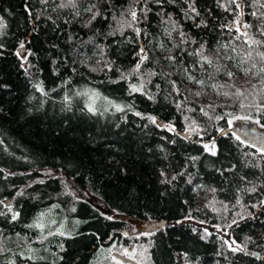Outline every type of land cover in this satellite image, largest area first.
Masks as SVG:
<instances>
[{
  "label": "trees",
  "instance_id": "trees-1",
  "mask_svg": "<svg viewBox=\"0 0 264 264\" xmlns=\"http://www.w3.org/2000/svg\"><path fill=\"white\" fill-rule=\"evenodd\" d=\"M66 2L0 0L5 25L0 28V86H7L0 87V264L40 257L44 264H264V155L256 151L264 149V133L250 127L260 135L258 147L237 140L228 124L245 115L264 124V60L257 55L264 47L249 49L243 37L237 40V33L221 27L232 21L235 5L196 0L195 23L205 25L197 28L184 13L191 0H148L134 5L142 20L135 25L142 29L136 38L126 27L123 36L107 35L108 23L118 27L112 15L130 20L120 13L132 0H110L108 23L100 20L90 29L81 26L85 5L58 7ZM237 2L241 20L252 25L249 36L264 40L259 35L264 23L251 15L259 16L264 8L254 0ZM145 7L151 8L147 19L140 11ZM89 37L92 43L85 44ZM21 41L33 53L28 74L15 55ZM201 44L214 61L203 68L200 56L190 54ZM222 45L236 48L229 54L238 53V62L252 52L232 71V79L223 74L231 70ZM141 46L149 60L134 71ZM169 55L174 62L165 59ZM217 67L222 71L209 79ZM173 80L179 95L171 90ZM213 83L224 87L212 88ZM132 86L141 90L132 92ZM237 89L242 95H231ZM169 124L175 131L157 126ZM190 127L197 131H187ZM203 141L215 144V156L205 152ZM41 167L59 170L114 215L71 194L60 176L39 179ZM40 212L44 221L45 215L50 219L42 229L33 225ZM159 219H164L159 227L138 225ZM58 223H64L60 230ZM131 224L135 233L127 230ZM225 229L240 251L232 252L225 243L219 233ZM128 246L133 259L121 254Z\"/></svg>",
  "mask_w": 264,
  "mask_h": 264
},
{
  "label": "snow or ice",
  "instance_id": "snow-or-ice-1",
  "mask_svg": "<svg viewBox=\"0 0 264 264\" xmlns=\"http://www.w3.org/2000/svg\"><path fill=\"white\" fill-rule=\"evenodd\" d=\"M46 2V0H45ZM78 2H82L85 7L82 9V11L84 13H87V19L85 21H83L82 23V27L83 28H91V26L93 25L94 22H99L100 20H103L105 23H108L109 21V17L108 15H105V13L109 12L111 4H110V0H67L66 3H62L60 4L58 7H76ZM148 0H132V4L127 8V9H122L120 16L121 17H125V16H130V20L127 19H118L115 15L111 16V20L118 25V27L113 28L112 23H108V26L110 29H112L111 31H109L107 33L108 36H114L116 35L117 32L120 33V35H124V28H128L131 29L134 33H135V37L139 38L142 34V29L135 27V25L139 24L142 22L141 20V16H138L137 10L134 7V5L136 4H147ZM154 3L156 4H160L162 2V0H153ZM170 3H175L176 0H169ZM230 4L235 5V11L233 12V19L232 21L227 24V25H221L222 28H226L229 32H235L237 33L235 39L240 40L242 37L244 38L242 40V43L244 45H247L249 49H251L253 46H261L264 47V40H257L254 39L253 37L249 36L248 32L246 31L247 29L251 28L252 25L243 22L240 18L241 16V12H240V4L237 2V0H229ZM185 3H189V0H185ZM195 3L196 0H191V2L189 3V7L187 9L184 10L185 16L188 19H192L194 21L195 27L199 28L201 26H205L204 25V21H201L200 23H195V17L199 16V12L197 11L196 7H195ZM254 3L257 4L259 6V8H264V3H261L260 0H254ZM221 7H225L224 5H221ZM141 13L143 14V18L147 19V12L151 11V8L145 7L142 8ZM225 11H228V8L225 7ZM194 14V15H191ZM77 16L80 15V12L77 11L76 13ZM252 16L257 17V19L261 20L262 23H264V13H260L259 16H257V12H252L251 13ZM171 19V17L169 16V20ZM165 23H167L168 21H164ZM5 27V25L2 23V21H0V28ZM242 29H244V31H242ZM175 22L173 23V28L172 31H175ZM99 31V30H98ZM145 36L147 35V33L144 34ZM169 37H171V31L168 32ZM259 35L264 37V27H262L259 30ZM180 36H181V43H186L187 41L184 39L185 33L180 32ZM128 42H133V38L129 37L127 38ZM193 43H195V41H192ZM85 44L88 43H92V37H89V39L87 41H84ZM99 47V46H98ZM173 47H179V45H173ZM204 45L201 44L200 49L196 50L195 53H190V54H195V55H199L201 60L203 61V63L200 65L201 68L204 67L205 64L207 65H212L214 63L213 58L211 55L209 56H205L204 55ZM221 47L225 48L226 51L224 53V59H227L229 61H232L234 59V57L232 55L229 54V52H236V48L234 46L231 45H222ZM101 52H103V49L101 48ZM215 54L218 56L219 55V49L215 50ZM16 57L20 60V67L25 71L26 74H28V67H26V65H28L29 60L28 58L33 55V53L26 47V42L25 41H21L19 44V48L17 49V51L15 52ZM257 55L260 57L261 60H264V52H258ZM136 56L138 57V62L135 65V69L134 71H139L141 68V65H143L145 63V61L149 60V54L147 52V50L141 46L139 47V50L136 53ZM252 56V52L249 51L247 52L246 56L244 59L240 60L239 65H237L238 67L240 65H243L244 63L247 62L248 59H250ZM166 60H168L169 62H174L175 61V57L172 55H169L167 57H165ZM53 63H55V61H53ZM99 63V61H98ZM252 67H255V64L252 65ZM109 71L111 70L110 68L108 69ZM241 71H244V69L241 67L240 68ZM222 71L221 67H217L214 73L208 74L209 79H214L215 78V74L216 73H220ZM262 72H264V68L261 69ZM223 74H225L229 79H232L234 76V73L232 71H228L226 69H224ZM151 75L155 76V75H159V73L156 72H152ZM165 76L170 75V73H165ZM189 81H193L195 80L194 77L189 76L188 77ZM197 84L201 85V86H208L206 84L205 80H196L195 81ZM170 85H171V90L172 92H176L178 95L180 94V89L177 86L176 82L173 81H169ZM0 87H7L6 85L4 86H0ZM34 87H36L37 91H43V89L40 87V85H34ZM160 86L157 85V88H159ZM212 88H217V87H224V85H217L215 83L211 84ZM228 87H232V85H228ZM255 87V86H253ZM140 88H137L136 86H132L131 91L132 92H137L140 91ZM171 95V92H170ZM195 95L199 96L201 95V93L197 92ZM223 95L225 96H229L230 94L228 92H224ZM231 95L237 96L239 97L240 95H242L241 91L239 89H237L234 93H232ZM151 99V97H149ZM109 103H111L109 101ZM117 111H123V109L118 106V105H113ZM180 104L177 103L176 107L180 108ZM241 107H244V105L242 104ZM190 111H192L193 109H189ZM88 111L92 112L93 114H95V108L92 107L91 105L88 106ZM201 112H204L205 115H207V112L204 111L203 108L200 109ZM136 115H140V113H136ZM147 119H149V121L152 124H156V118L155 117H147ZM187 119V118H186ZM216 119H221V117H216ZM234 119L236 120H245V121H251L252 123H256V124H260V120H253L251 116L245 115V116H236L234 117ZM195 122H193L194 124ZM233 121L229 120L228 124L229 127L232 126ZM158 127H162V128H166V130L168 131H175L174 126L169 124V125H157ZM261 127H264V124H261ZM187 131L190 132H196L197 128L196 127H190L189 129H186ZM237 140H240L239 136H236ZM203 148L205 150V152H208L209 154H211L212 156L216 155V148H215V144L213 143L211 145V147L209 146V144H203ZM257 152H259L261 155H264V149L261 148H257L256 149ZM192 160H196L198 159V157H191ZM183 173H181L182 175ZM173 180L176 179V177L174 176L172 178ZM189 183H191V181H189ZM255 189H252V191H254ZM212 191L214 192L215 189H212ZM239 202V201H237ZM261 203H264V201H262ZM11 211V209H9ZM18 216L17 214H13L12 215V220H16ZM243 219V217H241ZM109 219H111V217H109ZM233 223L235 224L236 221L234 220ZM231 227V226H229ZM63 234V233H61ZM142 235H146L149 233H141ZM203 239V237H202ZM225 243L227 244L228 241H225ZM232 244H235V242L233 241ZM229 248L232 252H237L240 251V246L236 245L235 247H232V245H229ZM122 255H125L128 257V259H133L135 256V252L129 254L128 250L125 249L122 253Z\"/></svg>",
  "mask_w": 264,
  "mask_h": 264
},
{
  "label": "rangeland",
  "instance_id": "rangeland-1",
  "mask_svg": "<svg viewBox=\"0 0 264 264\" xmlns=\"http://www.w3.org/2000/svg\"><path fill=\"white\" fill-rule=\"evenodd\" d=\"M222 53H224L222 51ZM238 55V53H237ZM237 55L232 54V56L234 57V59L232 61L229 60H225L226 64L228 65L229 69L231 71H237L239 69V67L237 65H239L238 62V58ZM232 127L235 129H241V128H246L249 129L250 127H255L256 132L259 133H264V130L256 123H252L251 121H245V120H236L233 119L232 120ZM209 144V146L211 147V145L213 144L211 141H203L202 144ZM38 171V175L37 177L39 179H43L45 177L48 176H52V175H57L60 176L65 184L66 189L73 194L76 197L79 198H83L86 199L87 201H89L90 203H92L101 213L108 215V216H112L114 215V213L108 209L99 199H97L94 195H92L90 192H88L87 190L80 188L78 186H76L74 183H72L70 181V179L68 177H66L64 174H61L59 170L53 168V167H41L39 169H37ZM44 212H40L36 215L35 219L33 220V225H35L37 228L42 229L45 226V223L49 222V215H45V221H44ZM53 222V221H52ZM64 225V223H62L61 225L58 223L57 224V230H60ZM208 228V227H207ZM210 229V228H208ZM127 230L132 231L133 233H135L136 231V227H134V225H130L127 227ZM226 241H228V244L232 245V247H235V244H232L233 240L231 239L229 232L227 229L222 230L219 232ZM127 249L128 251L131 250V246H128ZM41 259H33L31 262H26L24 264H44L42 263L40 260H42V257H40Z\"/></svg>",
  "mask_w": 264,
  "mask_h": 264
},
{
  "label": "water",
  "instance_id": "water-1",
  "mask_svg": "<svg viewBox=\"0 0 264 264\" xmlns=\"http://www.w3.org/2000/svg\"><path fill=\"white\" fill-rule=\"evenodd\" d=\"M235 132L242 140H244L248 143H253L254 145H256L258 147H261L260 135L255 132L254 128L236 129ZM163 223H164V219H159V220H155V221L140 222V223H138V225L143 227V228L148 229V228L162 226ZM127 249H129V248H127ZM253 253L255 254V252H253Z\"/></svg>",
  "mask_w": 264,
  "mask_h": 264
}]
</instances>
